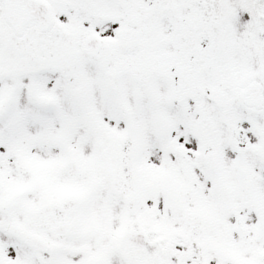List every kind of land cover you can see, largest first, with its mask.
Instances as JSON below:
<instances>
[{"label":"snow or ice","instance_id":"obj_1","mask_svg":"<svg viewBox=\"0 0 264 264\" xmlns=\"http://www.w3.org/2000/svg\"><path fill=\"white\" fill-rule=\"evenodd\" d=\"M0 264H264V0H0Z\"/></svg>","mask_w":264,"mask_h":264}]
</instances>
